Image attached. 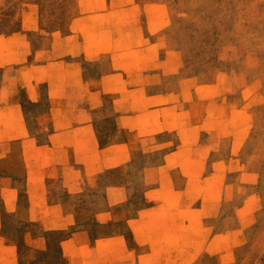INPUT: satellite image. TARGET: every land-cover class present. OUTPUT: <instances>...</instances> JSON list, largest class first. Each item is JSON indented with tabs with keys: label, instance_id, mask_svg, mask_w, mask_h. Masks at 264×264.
Wrapping results in <instances>:
<instances>
[{
	"label": "rangeland",
	"instance_id": "374dc122",
	"mask_svg": "<svg viewBox=\"0 0 264 264\" xmlns=\"http://www.w3.org/2000/svg\"><path fill=\"white\" fill-rule=\"evenodd\" d=\"M0 264H264V0H0Z\"/></svg>",
	"mask_w": 264,
	"mask_h": 264
}]
</instances>
